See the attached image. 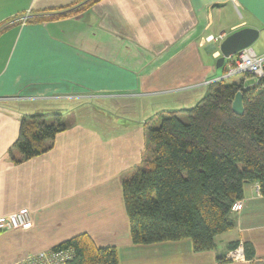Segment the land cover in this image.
<instances>
[{"label":"crops","instance_id":"crops-1","mask_svg":"<svg viewBox=\"0 0 264 264\" xmlns=\"http://www.w3.org/2000/svg\"><path fill=\"white\" fill-rule=\"evenodd\" d=\"M87 1L0 0V216L27 208L31 220L29 229L0 231V264L81 234L115 247L118 264H264V196L256 182L243 184L233 228L205 252H194L188 238L134 244L122 193L123 180L152 155L147 119L187 109L188 90L216 73L221 41L206 36L253 28L251 49L264 54V0H98L50 18ZM105 90L117 113L107 122L97 104L89 106V91ZM167 91L179 93L175 102L149 109L145 98ZM53 113L65 128L52 147L12 163L7 151L21 118ZM233 242L251 243L254 258L219 262Z\"/></svg>","mask_w":264,"mask_h":264},{"label":"trees","instance_id":"trees-1","mask_svg":"<svg viewBox=\"0 0 264 264\" xmlns=\"http://www.w3.org/2000/svg\"><path fill=\"white\" fill-rule=\"evenodd\" d=\"M96 1L50 18L76 14ZM262 83L245 87L243 82H212L194 106L161 111L147 119L145 135L152 155L145 167L137 168L122 182L134 244L188 238L194 252L213 250L215 237L234 226L231 207L242 198L243 184L256 182L264 196ZM237 91L243 95L241 115L231 108ZM153 122L158 125L152 127ZM64 128L60 113L21 118L17 137L7 151L9 160L19 163L47 152L56 133ZM238 243H230L229 248ZM242 244L244 258L252 260L253 246ZM63 248L73 251L68 264H118L115 247H98L85 234L53 249ZM218 261H226L225 256Z\"/></svg>","mask_w":264,"mask_h":264},{"label":"built area","instance_id":"built-area-1","mask_svg":"<svg viewBox=\"0 0 264 264\" xmlns=\"http://www.w3.org/2000/svg\"><path fill=\"white\" fill-rule=\"evenodd\" d=\"M223 35L218 34L208 35L205 37L206 42H220ZM221 74L205 79L197 83V86L205 87L216 81L228 80L236 75H252L255 77V84L258 81H263L264 85V54L257 55L251 47L244 48L238 53L227 59ZM241 201H236L231 210L237 211L241 208ZM31 227V220L29 218V210L27 208H20L7 215L0 216V231L10 229H29ZM73 251L70 248L50 249L34 254H29L22 259L11 264H68L72 258ZM244 258L243 244L239 242L234 249H230L225 254L226 261H240Z\"/></svg>","mask_w":264,"mask_h":264},{"label":"rangeland","instance_id":"rangeland-1","mask_svg":"<svg viewBox=\"0 0 264 264\" xmlns=\"http://www.w3.org/2000/svg\"><path fill=\"white\" fill-rule=\"evenodd\" d=\"M204 53V52H202ZM227 60V59H226ZM216 63V62H215ZM215 72L219 75L221 74V68H216L215 67ZM215 73V74H216ZM213 72L211 74H209V77L211 78L212 76L215 75ZM244 82L249 85L251 83H253L255 81V77H253L252 75H236L228 80H226L227 82ZM203 89L206 90V87L205 85L203 86H199L197 89H194V90H188V91H192L194 92V94L192 96H189L191 98H189L190 102L188 103V108H190V106H194L195 103L197 102V100H199L201 98L202 95V91ZM90 93L89 94H92V95H95L94 98H91V100L89 102H91L92 104H90L89 106H93L95 107V104H97L99 106V108L95 107L97 110V115L100 117L101 116V119L105 122L107 121H110L111 117H112V114H114L116 111L113 109V108H110V101H115L116 98H110V97H105L106 94L105 93H109L110 91L108 90H105V91H89ZM169 93L167 94H156L155 96H152L151 98H145L146 101H150L151 104L149 106V109H153V108H158L159 106H168L169 104H171L172 102H175V98L178 97L176 95H179V93H177L176 91H167ZM192 92H190L188 95H190ZM105 94V95H104ZM108 96V95H107ZM199 96V97H198ZM198 98L196 99V101H192L194 98ZM92 100L94 102H92ZM193 102V103H191ZM95 103V104H94ZM100 103H103V104H100ZM105 104V105H104ZM191 104V105H189ZM114 110V111H113ZM134 111H138V109L136 110V108L134 109ZM117 115V113H115ZM133 116H137V113L133 114ZM73 118V116H71ZM89 119V118H87ZM72 120V119H71ZM186 120V119H185ZM65 122H66V119H65ZM69 122V120H68ZM158 122L156 123H151V126L152 127H156L158 124Z\"/></svg>","mask_w":264,"mask_h":264},{"label":"water","instance_id":"water-1","mask_svg":"<svg viewBox=\"0 0 264 264\" xmlns=\"http://www.w3.org/2000/svg\"><path fill=\"white\" fill-rule=\"evenodd\" d=\"M258 37V30L253 28H242L225 36L218 45L220 56L217 58L215 67L221 68L226 59H229L240 50L251 47ZM243 95L237 91L232 103V111L238 115L243 113Z\"/></svg>","mask_w":264,"mask_h":264}]
</instances>
